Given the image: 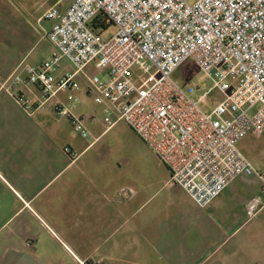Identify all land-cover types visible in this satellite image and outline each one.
<instances>
[{
	"label": "built area",
	"instance_id": "obj_1",
	"mask_svg": "<svg viewBox=\"0 0 264 264\" xmlns=\"http://www.w3.org/2000/svg\"><path fill=\"white\" fill-rule=\"evenodd\" d=\"M43 19L51 54L19 63L1 87L17 105L31 114L51 102L87 138L83 117L57 97L73 98L84 83L108 111L104 132L124 121L169 169L170 185L205 209L233 180L256 175L260 194L247 213H259L264 174L240 143L264 132V0H69ZM110 26L116 32L105 37ZM188 60L213 83L198 99L173 77Z\"/></svg>",
	"mask_w": 264,
	"mask_h": 264
},
{
	"label": "rangeland",
	"instance_id": "obj_2",
	"mask_svg": "<svg viewBox=\"0 0 264 264\" xmlns=\"http://www.w3.org/2000/svg\"><path fill=\"white\" fill-rule=\"evenodd\" d=\"M68 1L0 0V90L19 63L26 60L38 63L51 54L52 46L42 40L51 23L43 16L47 7ZM115 32L116 28L110 26L104 36ZM97 76L102 78L100 73ZM173 77L194 99L213 84L189 60ZM218 93L214 90L206 97L205 103H201L206 111L211 110V100L219 97ZM71 94L73 98L69 100L61 93L57 97L71 108L73 114L83 117L90 131L87 138L81 137L51 102L41 110L51 118L54 117L52 114L62 118L61 141L69 136L78 150L91 144L78 161L93 165L85 169L87 174H82L83 178L91 176L105 180L104 188L109 195L113 192L114 180L116 187H123L119 195V214H104L102 224V237H108L113 233L116 220L117 264H122L121 261L128 264H264V207L254 218H249L247 213L248 200L260 194L261 180L256 175L239 176L229 188L233 195L225 205L207 213V209L193 202L184 189L167 184L170 178L167 167L124 121L104 132L103 118L108 111L95 104L92 95H86L84 83L81 89H73ZM240 146L264 174V132L260 136L248 133ZM123 192L125 197L131 198L129 201L122 197ZM247 194L255 196L247 200L243 209ZM162 200L177 202V206L159 208ZM247 219L252 223L243 222ZM156 229L181 235L171 242L174 254L166 255L169 263L165 257L142 251L152 243L147 231ZM164 246H167L166 242ZM150 256L152 259L148 260ZM156 259L158 261L153 263L152 260Z\"/></svg>",
	"mask_w": 264,
	"mask_h": 264
},
{
	"label": "crops",
	"instance_id": "obj_3",
	"mask_svg": "<svg viewBox=\"0 0 264 264\" xmlns=\"http://www.w3.org/2000/svg\"><path fill=\"white\" fill-rule=\"evenodd\" d=\"M52 115L41 109L29 114L0 90V264H117L116 220L108 237H102V224L104 214H119L123 187H116L114 180L109 195L105 180L81 176L91 163L70 159L63 149L71 146L81 156L91 144L78 150L69 136L61 141L62 118ZM234 181L205 208L207 213L225 205ZM254 196H245L243 209ZM159 203V208L177 206L167 200ZM146 234L152 243L142 251L169 263L171 242L181 235L162 229Z\"/></svg>",
	"mask_w": 264,
	"mask_h": 264
}]
</instances>
